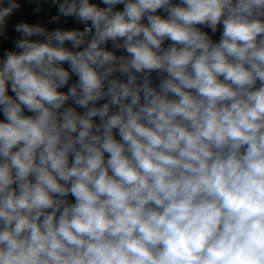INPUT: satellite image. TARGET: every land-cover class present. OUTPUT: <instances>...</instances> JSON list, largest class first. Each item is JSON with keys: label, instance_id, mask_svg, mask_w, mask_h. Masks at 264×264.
Listing matches in <instances>:
<instances>
[{"label": "clouds", "instance_id": "obj_1", "mask_svg": "<svg viewBox=\"0 0 264 264\" xmlns=\"http://www.w3.org/2000/svg\"><path fill=\"white\" fill-rule=\"evenodd\" d=\"M0 264H264V0H0Z\"/></svg>", "mask_w": 264, "mask_h": 264}, {"label": "rangeland", "instance_id": "obj_2", "mask_svg": "<svg viewBox=\"0 0 264 264\" xmlns=\"http://www.w3.org/2000/svg\"><path fill=\"white\" fill-rule=\"evenodd\" d=\"M22 11H24L25 14L29 16V18L34 19V17H30V15H29V10H28V9H23ZM17 18H19V17H18V16L13 17V20H15V19H17Z\"/></svg>", "mask_w": 264, "mask_h": 264}]
</instances>
